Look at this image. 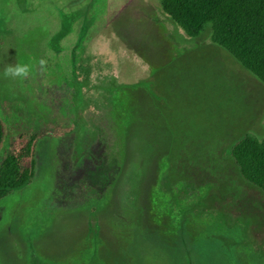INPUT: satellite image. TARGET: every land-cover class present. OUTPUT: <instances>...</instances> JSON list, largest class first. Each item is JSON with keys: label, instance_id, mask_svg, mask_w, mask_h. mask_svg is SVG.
Wrapping results in <instances>:
<instances>
[{"label": "rangeland", "instance_id": "374dc122", "mask_svg": "<svg viewBox=\"0 0 264 264\" xmlns=\"http://www.w3.org/2000/svg\"><path fill=\"white\" fill-rule=\"evenodd\" d=\"M0 116V163L40 136L0 264H264V193L231 154L264 134V84L159 0H0Z\"/></svg>", "mask_w": 264, "mask_h": 264}, {"label": "trees", "instance_id": "16d2710c", "mask_svg": "<svg viewBox=\"0 0 264 264\" xmlns=\"http://www.w3.org/2000/svg\"><path fill=\"white\" fill-rule=\"evenodd\" d=\"M162 12L188 37L206 35L264 84V0H159ZM138 82L133 86H139ZM4 122L0 116V145ZM39 135L25 137L0 163V201L28 185ZM242 177L264 193V134L246 135L231 150Z\"/></svg>", "mask_w": 264, "mask_h": 264}, {"label": "clouds", "instance_id": "9594fccd", "mask_svg": "<svg viewBox=\"0 0 264 264\" xmlns=\"http://www.w3.org/2000/svg\"><path fill=\"white\" fill-rule=\"evenodd\" d=\"M39 66L41 69L46 68L47 61L43 58L39 60ZM33 65L30 63H15L8 64L5 69L3 76L6 79H20L25 80L32 74Z\"/></svg>", "mask_w": 264, "mask_h": 264}]
</instances>
